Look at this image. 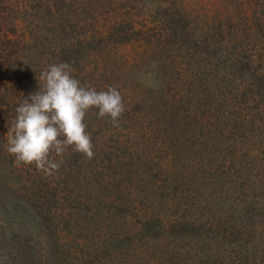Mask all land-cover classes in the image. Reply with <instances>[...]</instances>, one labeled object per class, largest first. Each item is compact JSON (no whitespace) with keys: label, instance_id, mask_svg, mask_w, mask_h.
I'll use <instances>...</instances> for the list:
<instances>
[{"label":"rangeland","instance_id":"374dc122","mask_svg":"<svg viewBox=\"0 0 264 264\" xmlns=\"http://www.w3.org/2000/svg\"><path fill=\"white\" fill-rule=\"evenodd\" d=\"M56 63L125 111L45 176L4 146ZM0 264H264V0H0Z\"/></svg>","mask_w":264,"mask_h":264},{"label":"clouds","instance_id":"9594fccd","mask_svg":"<svg viewBox=\"0 0 264 264\" xmlns=\"http://www.w3.org/2000/svg\"><path fill=\"white\" fill-rule=\"evenodd\" d=\"M38 81V91L16 107L4 148L16 166H34L43 175L52 176L64 163L69 148L88 160L94 157L84 122L90 110L97 109V118L108 117L112 126L119 128L125 106L114 87L98 91L82 85L68 63L48 65Z\"/></svg>","mask_w":264,"mask_h":264},{"label":"trees","instance_id":"16d2710c","mask_svg":"<svg viewBox=\"0 0 264 264\" xmlns=\"http://www.w3.org/2000/svg\"><path fill=\"white\" fill-rule=\"evenodd\" d=\"M127 30L126 29H119L118 31H116L115 33H112L113 38L112 39H118V40H123L125 38H128V36H126ZM66 51V50H65ZM64 51V52H65ZM66 53V52H65ZM57 58V55L55 53H53V55L51 56V61L50 62H55ZM58 64V63H56Z\"/></svg>","mask_w":264,"mask_h":264}]
</instances>
